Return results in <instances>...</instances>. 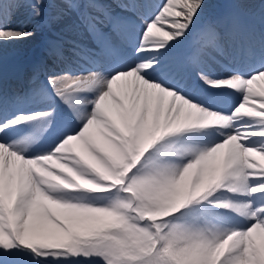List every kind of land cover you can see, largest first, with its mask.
Wrapping results in <instances>:
<instances>
[{"label": "snow or ice", "instance_id": "snow-or-ice-1", "mask_svg": "<svg viewBox=\"0 0 264 264\" xmlns=\"http://www.w3.org/2000/svg\"><path fill=\"white\" fill-rule=\"evenodd\" d=\"M0 264H264V0H0Z\"/></svg>", "mask_w": 264, "mask_h": 264}]
</instances>
